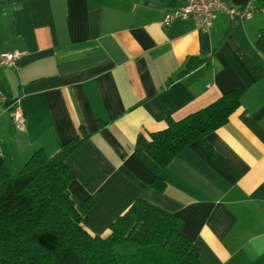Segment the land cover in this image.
Here are the masks:
<instances>
[{"label":"crops","instance_id":"0c3cea01","mask_svg":"<svg viewBox=\"0 0 264 264\" xmlns=\"http://www.w3.org/2000/svg\"><path fill=\"white\" fill-rule=\"evenodd\" d=\"M229 1L263 10L242 21L220 14L202 30L193 19L163 26L183 0L0 5V62L6 53H22L16 67L0 66V165L16 174L35 151L51 157L80 126L91 132L106 123L66 160L84 230L107 237L111 224L142 199L183 220L182 233L202 264H264V77L258 79L241 57L264 69L257 46L264 6ZM215 49L208 65L177 78L190 58H206ZM230 90H239L242 99L229 123L162 169L163 193L152 189L155 172L136 153L137 138ZM3 97L20 99L24 131ZM91 198L95 203L85 212Z\"/></svg>","mask_w":264,"mask_h":264},{"label":"trees","instance_id":"16d2710c","mask_svg":"<svg viewBox=\"0 0 264 264\" xmlns=\"http://www.w3.org/2000/svg\"><path fill=\"white\" fill-rule=\"evenodd\" d=\"M24 1L0 0V5ZM233 28H228L225 38ZM257 46L264 54V29ZM215 51L206 58H190L177 78L208 65ZM241 57L258 79L264 77V69L252 57ZM241 99L239 90H230L182 119L168 118L166 128L148 138L139 136L135 151L155 172L150 187L163 193L167 185L162 169L190 144L226 126ZM104 126L99 122L91 132L80 126L78 135L60 145L53 156L39 149L16 174L0 165V264H202L198 248L182 233L183 220L142 199L111 224L107 237L84 230L69 190L75 175L66 160ZM207 150L213 156L212 148ZM94 203L89 199L83 210Z\"/></svg>","mask_w":264,"mask_h":264},{"label":"built area","instance_id":"2783aa9c","mask_svg":"<svg viewBox=\"0 0 264 264\" xmlns=\"http://www.w3.org/2000/svg\"><path fill=\"white\" fill-rule=\"evenodd\" d=\"M184 4L176 9L170 10L164 17L162 24L165 28L172 26L178 21L193 19L198 28L208 30L212 27L220 14H225L233 20L242 21L252 17L258 8L253 2H249L243 8L233 6L229 0H183ZM22 53L14 51L6 53L1 62L2 67H16ZM3 100L7 99L3 97ZM12 119L20 131L25 129V117L21 107L20 99L13 100L7 107Z\"/></svg>","mask_w":264,"mask_h":264},{"label":"water","instance_id":"95a60500","mask_svg":"<svg viewBox=\"0 0 264 264\" xmlns=\"http://www.w3.org/2000/svg\"><path fill=\"white\" fill-rule=\"evenodd\" d=\"M12 103H13V100H11V99L6 100V106L7 107L10 106Z\"/></svg>","mask_w":264,"mask_h":264}]
</instances>
